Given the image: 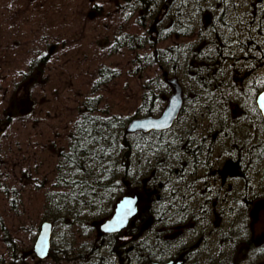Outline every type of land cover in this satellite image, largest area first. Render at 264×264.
Wrapping results in <instances>:
<instances>
[{
	"label": "flooded vegetation",
	"instance_id": "obj_1",
	"mask_svg": "<svg viewBox=\"0 0 264 264\" xmlns=\"http://www.w3.org/2000/svg\"><path fill=\"white\" fill-rule=\"evenodd\" d=\"M118 6L126 22L134 26L133 32H121L123 39H131L136 49L142 37L144 42L150 41L147 45L151 48L169 50L175 57L157 63V100L159 96L166 102L172 92L167 77L179 79L189 100L192 94L201 96L211 87L220 89L222 82L211 81L203 87L205 82H194L198 74L202 80H214L224 68L231 72L225 79L228 86L245 87L240 93L247 98L248 109L239 100L229 105L223 98L218 102L199 101L200 97L190 101L196 128L188 138L185 132L172 136L169 150L179 153L194 140L201 155L194 158L189 153L192 160L186 161L178 156L173 162L163 159L161 172L154 168L142 181L132 178L124 183L123 194L140 198L137 216L123 231L105 236L97 261L262 264L264 115L258 98L264 91V0H118ZM137 20L141 25L137 26ZM138 28L142 29L139 35ZM210 103L215 107L209 112ZM225 107L238 123L227 132H213ZM250 169L255 174H250Z\"/></svg>",
	"mask_w": 264,
	"mask_h": 264
},
{
	"label": "rangeland",
	"instance_id": "obj_2",
	"mask_svg": "<svg viewBox=\"0 0 264 264\" xmlns=\"http://www.w3.org/2000/svg\"><path fill=\"white\" fill-rule=\"evenodd\" d=\"M123 12L118 0H0V261L4 264H74L50 258L38 261L33 253L45 221V196L62 190L57 187L58 152L78 118L96 102L100 101L99 115L120 120L135 117L150 105L144 95L146 87L160 79L159 68L136 65L137 51L121 43L122 31H134ZM136 30L142 33L141 28ZM44 56L46 62L41 60ZM103 68L116 70L119 77L108 85L98 83ZM10 97L12 109L7 104ZM178 128L179 123L169 132ZM92 223L96 232L91 233L56 225L57 253L65 246V234L73 252L86 255L91 245L100 253L105 235L100 234L99 220ZM8 237L20 262L10 257Z\"/></svg>",
	"mask_w": 264,
	"mask_h": 264
},
{
	"label": "trees",
	"instance_id": "obj_3",
	"mask_svg": "<svg viewBox=\"0 0 264 264\" xmlns=\"http://www.w3.org/2000/svg\"><path fill=\"white\" fill-rule=\"evenodd\" d=\"M175 26L177 27L176 24ZM187 33L190 35L191 31L187 30ZM138 42L140 47L136 48L137 52L134 57L135 64L138 66L144 64L146 68H149L155 63H161L160 61L166 63L175 58L169 54V50L163 52L151 48L147 45L150 41L145 40L144 42L142 37ZM125 45L130 49L134 47L133 41L129 38L125 39ZM47 59L48 57L44 56L41 60L46 62ZM202 71L203 74H207V71L203 69ZM230 74V70L224 68H220L214 80H208V77L205 78L206 80H202L201 74H198L194 84L205 82L201 84L203 87V84H208L211 81L216 84L226 83L225 79ZM99 76L98 83L104 85H108L113 79L119 77L116 70L105 68L100 70ZM159 82L154 80L151 86L146 87L144 102L148 101L150 105L146 104L148 108L138 112L139 114H136L135 117L152 115L161 109L162 100L159 96L157 100V96L154 95L158 91ZM193 90L197 92V88H193ZM257 91L258 89L253 90V92ZM206 92L203 90L201 96H204ZM253 95H251L252 98ZM7 104L9 109H12L11 97ZM190 104L192 103L190 102ZM213 105V103L207 105L210 111L213 109ZM99 106L100 101L91 108L85 109V113H82L69 132L65 147L58 152L57 187L60 185L62 190L57 194L51 192L45 196L44 216L42 217V220L53 222L54 227L61 224L65 228L73 226L91 233L94 228L93 220H101L110 213V205L114 204L125 191L124 183L132 178L139 180V177L147 176L155 165L161 172L160 162L163 159H166V163L177 161L178 153L174 152L172 148L169 150L168 144L172 146V143L168 142L177 138L185 130V127L192 131L196 128L192 106L184 113V118L181 116L178 121V132H171L169 140L162 137L165 132H153L149 135L158 137L149 141L146 139L147 134L126 132V126L131 118L120 120L116 117H102L97 113ZM225 113L227 114V112ZM224 122L226 119L219 121L218 124L221 126ZM158 151L165 152L166 156L164 158L156 156L155 153ZM64 238L65 246L59 254L55 245L52 244L50 259L54 262L71 261L74 264H99L97 261L99 252L96 251V248L93 249L91 245H88L86 255L73 252L71 239H67L69 238L67 234L64 235ZM7 242L10 243L11 259L18 261V254L15 252L16 246L13 244L10 247L9 237ZM0 264H4L3 261H0Z\"/></svg>",
	"mask_w": 264,
	"mask_h": 264
},
{
	"label": "water",
	"instance_id": "obj_4",
	"mask_svg": "<svg viewBox=\"0 0 264 264\" xmlns=\"http://www.w3.org/2000/svg\"><path fill=\"white\" fill-rule=\"evenodd\" d=\"M168 82L173 86L174 91L160 116H145L134 118L127 127V132L137 131L150 132L152 130H166L173 126L175 120L183 106V89L177 79H169ZM259 107L264 115V91L258 98ZM139 197L124 196L115 207L113 215L99 225L100 230L105 233L117 232L126 227L129 221L137 213ZM53 225L51 222H44L34 245V253L40 259L49 256L51 249Z\"/></svg>",
	"mask_w": 264,
	"mask_h": 264
},
{
	"label": "bare ground",
	"instance_id": "obj_5",
	"mask_svg": "<svg viewBox=\"0 0 264 264\" xmlns=\"http://www.w3.org/2000/svg\"><path fill=\"white\" fill-rule=\"evenodd\" d=\"M173 1H176V0H173ZM156 80H158V82L160 81L159 78L156 79ZM222 84H223V86L220 89H218V88H212V87L210 89H208L207 92H206V94L203 97L198 96L197 94H192L191 97H190V100H189L187 96H183V104L188 103V101L193 102L198 97H200V100L199 101H202L204 98H207L211 102H218L219 99L223 98L224 100L223 101L221 100V101L224 102L227 105H229L232 102H236L237 100H239L240 103H241V105L243 106V108L245 110H247L248 109V106L246 108V104L244 103L245 102L244 100H246L247 98L241 96L242 94L240 93V90L239 89H234L233 87L228 86L226 83H222ZM219 104H222V103L220 102ZM214 107H215V105L212 106V108H214ZM225 110H226V107L223 108V113H221L219 115V121H223V119H226V122H224L221 126L218 125V124L217 125L213 124V127H212L213 128V132H227L228 128L229 129L230 128H234L236 126V124L238 123V121L236 119H234L231 116H229L228 114H226L225 113ZM210 116L211 117H214V114L211 113ZM133 119H134V117H132L129 120L128 124ZM128 124H127V126H128ZM127 126H126V128H127ZM183 132H185L184 135H186V137L188 138L190 135H192V133H190V132H194V131H192L190 129H185ZM186 142H187V139H186ZM179 143H181V142H179ZM189 153L194 158H199V156L201 155V153L196 149V145L194 144V140H193L192 143H188L187 142V146H186V149L185 150H183L182 148H180V151L178 153V157H179L180 160H183V161L192 160V158L190 157ZM155 154H156V156L161 157V158H164L166 156L165 152H163V151H158ZM154 168H155V171H158L157 168H156V165L151 168V171ZM249 173L250 174H255V172H254L253 169H250L249 170ZM149 175L151 176V173L148 174L147 176L149 177ZM145 177H142L141 176L139 178L140 179L141 178L144 179ZM140 179H139V181H140ZM124 195H129V194H121L119 197L124 196ZM116 204H117V200L114 203V208L111 209L110 210L111 212L107 216H105V217H111L113 215V213L115 211ZM138 204H139V201H138ZM260 205H263V202H261ZM137 207L139 208V205H137ZM126 227H127V225H126ZM126 227H124L123 229H121L119 232L123 231ZM93 230L96 232V226H94V228L92 229V231ZM99 231L102 232V230H100V228H99Z\"/></svg>",
	"mask_w": 264,
	"mask_h": 264
}]
</instances>
